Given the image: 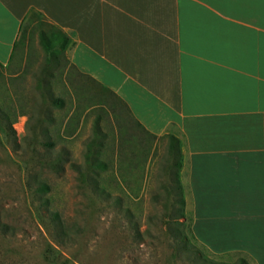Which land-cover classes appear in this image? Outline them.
Instances as JSON below:
<instances>
[{
    "label": "crops",
    "instance_id": "0c3cea01",
    "mask_svg": "<svg viewBox=\"0 0 264 264\" xmlns=\"http://www.w3.org/2000/svg\"><path fill=\"white\" fill-rule=\"evenodd\" d=\"M34 31L68 39L50 66L179 141L197 240L264 264V0H0L1 70Z\"/></svg>",
    "mask_w": 264,
    "mask_h": 264
},
{
    "label": "rangeland",
    "instance_id": "374dc122",
    "mask_svg": "<svg viewBox=\"0 0 264 264\" xmlns=\"http://www.w3.org/2000/svg\"><path fill=\"white\" fill-rule=\"evenodd\" d=\"M54 97L64 105L56 107ZM115 104L117 117L108 107ZM172 148L167 137L144 133L67 61L50 66L37 33H29L0 69V225L7 227H0V264H202L194 252L216 264H254L197 240L180 180L184 219L174 221L182 156ZM53 214L68 238L58 237ZM178 223L193 253L177 252Z\"/></svg>",
    "mask_w": 264,
    "mask_h": 264
},
{
    "label": "trees",
    "instance_id": "16d2710c",
    "mask_svg": "<svg viewBox=\"0 0 264 264\" xmlns=\"http://www.w3.org/2000/svg\"><path fill=\"white\" fill-rule=\"evenodd\" d=\"M41 43H42V46L44 47L45 51L51 56V58L55 59L56 52H58L60 50H64V48L68 44V39L64 35H61L59 32H57V33H52L50 36H47V35L43 36L42 40H41ZM52 101H53V104L56 107H62L63 104H64V100L62 98L54 97ZM167 138L170 140V142L172 144V147H173L172 149L175 151V153H174L175 157H178L180 155L179 141L176 138H174L173 136H167ZM100 167H103V165H101ZM175 167L179 171V169L181 168V162L180 161L177 162ZM174 178H175V182H174L175 189L178 191V202H177V205H179V208H180L178 216H177V218H174V221H178V220H183L184 219V214H183L184 199H183V196H182L181 187L179 185V178H178V173L177 172L174 174ZM94 189L102 197H104L105 199H107V200L111 199L110 198V194L104 188L96 185ZM39 190L43 191V192H46V191H48V187L45 186V185H41ZM52 217H53V220L57 223V227H58L57 228L58 229L57 230V235H58V237L62 238V239L63 238H68L69 234L61 226V223L59 221L58 215L57 214H53ZM178 225L180 226V228H183V229L176 228V229L172 230V236L174 237L175 242H176L177 252H180V249L182 248L186 252L193 253L194 251L192 252L190 250V244H189L190 241H189V238H188L187 234L185 233V230H184L185 225H184V223H178ZM0 227L2 229H6L7 228L5 225H0ZM139 235L140 234H139V232L137 230V236L139 237ZM193 254L197 255V256L195 255L194 258L198 259L199 261H201L202 264H216V263H213L211 261L206 260L204 257H202L200 255L199 252H197V253L194 252ZM238 264H247V263L245 262V260L240 259Z\"/></svg>",
    "mask_w": 264,
    "mask_h": 264
}]
</instances>
